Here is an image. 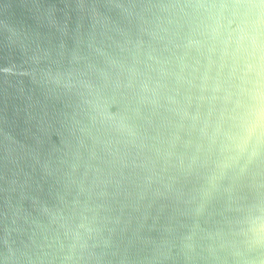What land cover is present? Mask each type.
Wrapping results in <instances>:
<instances>
[{"label":"water","instance_id":"obj_1","mask_svg":"<svg viewBox=\"0 0 264 264\" xmlns=\"http://www.w3.org/2000/svg\"><path fill=\"white\" fill-rule=\"evenodd\" d=\"M0 264H264V0H0Z\"/></svg>","mask_w":264,"mask_h":264}]
</instances>
